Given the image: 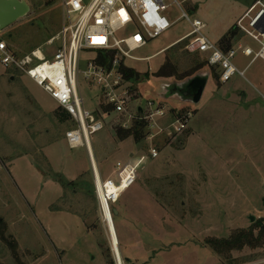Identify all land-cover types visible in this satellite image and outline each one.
Here are the masks:
<instances>
[{
	"label": "rangeland",
	"instance_id": "rangeland-1",
	"mask_svg": "<svg viewBox=\"0 0 264 264\" xmlns=\"http://www.w3.org/2000/svg\"><path fill=\"white\" fill-rule=\"evenodd\" d=\"M24 1L29 13L1 31L0 39L20 55L40 49L49 59L57 47V42L49 41L62 27L61 5ZM255 1L165 0V4L172 3L168 9L172 20L182 12L201 20L213 44L227 49L240 43L256 51L257 44L236 28ZM242 25L248 29V19ZM233 28L234 35L219 43ZM189 30L185 20L176 22L131 56L151 57ZM134 32L129 27L116 38ZM99 56L95 51L82 52L81 70ZM202 58L177 44L145 62L125 60L124 66L136 72L135 83L129 82L134 92L128 104L131 114L153 102L165 111L164 126L186 113L192 118L172 138L159 134L153 139L157 141L140 142L116 137L114 128L131 122L126 115L104 120L103 130L90 139L103 180L115 163L148 157L139 166L134 185L112 206L119 215L107 227L94 192L91 158L84 148L68 149L64 140L71 123L56 120L60 109L33 81L0 64V220L5 235L17 244L19 260L0 240V263L264 264V242L232 251L221 247L219 253L209 242L229 240L240 231L257 237L264 227V61H251L238 51L233 63L244 71V79L235 75L221 84ZM166 65L174 70L173 77H157ZM195 77L206 79L197 104L171 92L173 86L181 87ZM83 83L84 103L93 109L96 90ZM152 147L155 159L149 156Z\"/></svg>",
	"mask_w": 264,
	"mask_h": 264
},
{
	"label": "built area",
	"instance_id": "built-area-1",
	"mask_svg": "<svg viewBox=\"0 0 264 264\" xmlns=\"http://www.w3.org/2000/svg\"><path fill=\"white\" fill-rule=\"evenodd\" d=\"M50 1H59L62 9L61 30L49 41L57 42L51 58L47 59L40 49L20 55L0 39V64L6 69L28 77L55 101L72 124L64 133L68 148L70 150L84 148L89 158L92 156L89 149L91 137L103 130L104 120L111 115L123 114L130 118V124L124 121L118 126L123 129L131 128L135 120L144 121L147 131L145 140H153L159 134L165 138H172L182 132L189 123L191 113L175 117L165 126L162 125L165 111L153 102H147L144 108H137L136 115L131 114L128 111L131 87L121 72L126 59L139 62L151 59L134 58L131 53L144 48L149 40L165 34L176 22L185 20L190 30L157 54L164 53L169 47L182 44L185 52L190 55H201L208 67L216 70L221 84L228 83L235 75L244 79V71L238 70L233 63L238 51L246 58L251 57V61L257 59L264 61L263 0H256L236 23V28L257 44L256 51L241 44L227 50L221 49L206 37L204 33L206 25L201 20H191L184 12L178 19L172 20L168 13L172 3L167 5L165 0ZM150 7H155L158 11H150L148 9ZM247 19L248 29L242 25ZM129 27L134 28L136 32L122 39L116 38L118 32H123ZM84 51L112 56L105 65L100 64L96 58L88 61L85 70H81L80 57ZM82 83L96 90L93 109L87 108L84 103L80 90ZM149 156L150 159H155L156 149L152 147ZM145 158L148 157L141 156L115 163L112 173L105 180L99 173H97L99 180L94 176V192L101 220L106 227L109 223L106 215L114 221L112 206L134 185L139 166Z\"/></svg>",
	"mask_w": 264,
	"mask_h": 264
},
{
	"label": "trees",
	"instance_id": "trees-1",
	"mask_svg": "<svg viewBox=\"0 0 264 264\" xmlns=\"http://www.w3.org/2000/svg\"><path fill=\"white\" fill-rule=\"evenodd\" d=\"M232 31L233 32L231 34H229L228 37H225L223 41H228L230 39V37L232 35H234V33L236 31V28H233ZM227 49H229V47ZM227 49H223V50H227ZM99 54H100V56L98 57L97 61L100 64H103V65L107 64V62L110 60V58L112 56L110 54H107V56H104L101 53H99ZM202 59L204 60L205 68H206V66L208 67L205 59L204 58H202ZM197 66L200 67L199 64ZM197 69L198 68H196V66H195V68L193 70V73ZM214 71L216 72V70H214ZM121 72H122L124 78L128 82L135 83L133 81L135 79V76H136V72L134 70L123 66L121 68ZM193 73L191 75H193ZM173 74H175L174 70L166 65V66H163V68L161 67L159 73L156 76L159 77V78L167 76V75H169L170 77H173ZM216 75H217V72H216ZM217 77H218V75H217ZM130 90H131V92L133 94L134 92H133V88L132 87L130 88ZM55 118L60 123L70 122L69 117L63 112H56L55 113ZM114 129L116 131V137L117 138H121L123 140L125 137L130 136V137H132L134 139L135 142L142 141L145 138L146 132H147L146 131V123L144 121H140V120H135L133 122L131 128H129V129H123L121 127H117V128H114ZM114 218H115V216H114ZM0 240L11 251V253L13 254L14 259L16 260V262L19 263L18 254H17V244H16V242L13 240V238L11 236L5 235V225L3 224V222L1 220H0ZM209 242H210L211 247H212V249L214 250L215 253H219V250L222 249L221 247H224L223 249H227L228 251L240 250V249H242L245 246H247V247H257L259 245H263V242H264V227L262 228V230L260 231V233H259V235L257 237H254L253 232L240 231L235 236L231 237L229 240L209 239ZM126 262H127V260H126ZM0 264H2V263H0Z\"/></svg>",
	"mask_w": 264,
	"mask_h": 264
},
{
	"label": "water",
	"instance_id": "water-1",
	"mask_svg": "<svg viewBox=\"0 0 264 264\" xmlns=\"http://www.w3.org/2000/svg\"><path fill=\"white\" fill-rule=\"evenodd\" d=\"M30 11L29 5L24 0H0V32L13 25L19 19L25 17ZM206 85V79L203 77H195L189 80L181 87L173 86L171 92L177 93L180 97L197 104L202 96ZM244 101V96L242 97ZM93 160L91 156V161ZM113 216H118L115 209L112 211ZM251 222L254 218L251 217ZM112 251V249H111ZM119 262V257L117 255Z\"/></svg>",
	"mask_w": 264,
	"mask_h": 264
},
{
	"label": "bare ground",
	"instance_id": "bare-ground-1",
	"mask_svg": "<svg viewBox=\"0 0 264 264\" xmlns=\"http://www.w3.org/2000/svg\"><path fill=\"white\" fill-rule=\"evenodd\" d=\"M149 9V8H148ZM89 149H90V155H92V151H91V147L89 146ZM91 166H92V169H93V172H94V176L95 177H98L97 179L99 180V176H98V172H97V169H96V166H95V163H94V160H92L91 161ZM106 217H107V220H108V225H110L111 224V222L113 223V221H111L110 219H109V216L108 215H106ZM108 232H109V237H110V240H111V244H112V247H113V249H114V253H115V257H116V259H117V255H118V252L116 251V248H115V238H114V233H113V231H112V227L110 226V227H108Z\"/></svg>",
	"mask_w": 264,
	"mask_h": 264
},
{
	"label": "crops",
	"instance_id": "crops-1",
	"mask_svg": "<svg viewBox=\"0 0 264 264\" xmlns=\"http://www.w3.org/2000/svg\"><path fill=\"white\" fill-rule=\"evenodd\" d=\"M253 4H254V2H253ZM253 4H252V5H253ZM252 5H251V6H252ZM251 6H250V7H251ZM250 7H249V8H250ZM249 8H248V10H249ZM248 10L244 13V15L248 12ZM169 15H170V14H169ZM244 15H243V16H244ZM243 16H242V17H243ZM242 17H241V18H242ZM223 40H224L223 38L220 39V40H219V43H221ZM236 43H238V41H237ZM238 44H240V43H238ZM218 46H219V44H218ZM235 46H236L235 43H233V45H230L229 48H231V47H235ZM219 47H220V46H219ZM220 48H221V47H220ZM221 49H223V48H221ZM157 55H158V54L156 53L155 55H153V56H151V57H148V58H151V59H152L153 57H155V56H157ZM159 55H160V54H159ZM149 60H150V59H149ZM218 81H219V80H218ZM263 99H264V96H263ZM244 100H245V101H243V102H246V100H247V96H245ZM66 145H67V144H66ZM67 147H68V146H67ZM68 149H69V148H68ZM86 153H87V152H86ZM87 155H88V153H87ZM88 157H89V156H88ZM92 170H93V169H92ZM116 211H117V213H118V215H119V212H118L117 209H116Z\"/></svg>",
	"mask_w": 264,
	"mask_h": 264
},
{
	"label": "clouds",
	"instance_id": "clouds-1",
	"mask_svg": "<svg viewBox=\"0 0 264 264\" xmlns=\"http://www.w3.org/2000/svg\"><path fill=\"white\" fill-rule=\"evenodd\" d=\"M149 10L152 11V12L158 11V9H155V7H150Z\"/></svg>",
	"mask_w": 264,
	"mask_h": 264
}]
</instances>
